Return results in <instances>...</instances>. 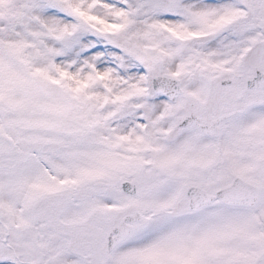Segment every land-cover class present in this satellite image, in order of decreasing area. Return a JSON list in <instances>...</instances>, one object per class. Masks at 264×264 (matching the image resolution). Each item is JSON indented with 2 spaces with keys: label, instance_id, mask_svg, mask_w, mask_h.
Instances as JSON below:
<instances>
[{
  "label": "snow or ice",
  "instance_id": "6c2138e0",
  "mask_svg": "<svg viewBox=\"0 0 264 264\" xmlns=\"http://www.w3.org/2000/svg\"><path fill=\"white\" fill-rule=\"evenodd\" d=\"M0 264H264V0H0Z\"/></svg>",
  "mask_w": 264,
  "mask_h": 264
}]
</instances>
